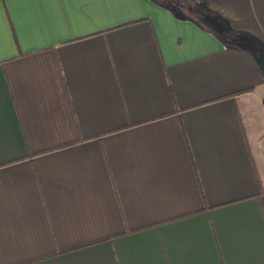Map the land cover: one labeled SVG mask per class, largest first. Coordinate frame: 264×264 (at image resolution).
Masks as SVG:
<instances>
[{
	"label": "crops",
	"instance_id": "crops-1",
	"mask_svg": "<svg viewBox=\"0 0 264 264\" xmlns=\"http://www.w3.org/2000/svg\"><path fill=\"white\" fill-rule=\"evenodd\" d=\"M161 1L0 0V264H264V0Z\"/></svg>",
	"mask_w": 264,
	"mask_h": 264
},
{
	"label": "trees",
	"instance_id": "trees-1",
	"mask_svg": "<svg viewBox=\"0 0 264 264\" xmlns=\"http://www.w3.org/2000/svg\"><path fill=\"white\" fill-rule=\"evenodd\" d=\"M157 1H159L161 4H162V1L161 0H157ZM171 2V1H170ZM174 3H176V1L175 0H172V2H171V4H174ZM179 4L180 5H183V2H179ZM263 70V69H262Z\"/></svg>",
	"mask_w": 264,
	"mask_h": 264
},
{
	"label": "water",
	"instance_id": "water-1",
	"mask_svg": "<svg viewBox=\"0 0 264 264\" xmlns=\"http://www.w3.org/2000/svg\"><path fill=\"white\" fill-rule=\"evenodd\" d=\"M261 66H262V68L264 69V59L261 60Z\"/></svg>",
	"mask_w": 264,
	"mask_h": 264
},
{
	"label": "rangeland",
	"instance_id": "rangeland-1",
	"mask_svg": "<svg viewBox=\"0 0 264 264\" xmlns=\"http://www.w3.org/2000/svg\"><path fill=\"white\" fill-rule=\"evenodd\" d=\"M167 1H169V0H167ZM170 2V1H169ZM189 6V5H188ZM187 11V10H186Z\"/></svg>",
	"mask_w": 264,
	"mask_h": 264
}]
</instances>
